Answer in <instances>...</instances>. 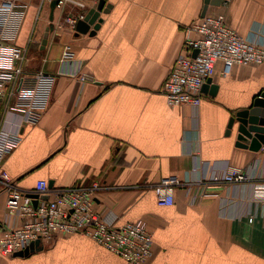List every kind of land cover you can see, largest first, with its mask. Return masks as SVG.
<instances>
[{
	"label": "crops",
	"instance_id": "1",
	"mask_svg": "<svg viewBox=\"0 0 264 264\" xmlns=\"http://www.w3.org/2000/svg\"><path fill=\"white\" fill-rule=\"evenodd\" d=\"M23 17L16 38L0 47V66L23 50L27 72L55 74L50 100L38 122L25 124L21 143L3 168L31 189L100 181L96 208L117 225L143 219L153 234V256L143 264H264V209L256 184L264 182V145L251 150L227 134L230 119L264 91V63L218 61L202 88L199 106H169L162 92L189 26L207 11L205 0H106L96 33L79 32L69 15L87 14L100 0H16ZM211 5L213 0L209 1ZM224 10L240 34L264 44V0H232ZM53 24L46 44V28ZM72 55L65 57L66 47ZM80 66L76 74L69 71ZM82 73L92 76L83 81ZM0 104V111L4 110ZM12 120L19 115H10ZM228 165L252 176L245 183L208 188L205 180ZM176 174L175 202L159 205L154 185ZM0 187V230L14 225ZM0 264H129L89 236H59Z\"/></svg>",
	"mask_w": 264,
	"mask_h": 264
},
{
	"label": "built area",
	"instance_id": "2",
	"mask_svg": "<svg viewBox=\"0 0 264 264\" xmlns=\"http://www.w3.org/2000/svg\"><path fill=\"white\" fill-rule=\"evenodd\" d=\"M51 1V0H42ZM69 0H58L63 7ZM232 0H221L220 4L206 3L208 9L189 26V35L177 56L162 92L169 106L201 104L203 85L212 78L218 61L223 63V73L228 74L235 65L264 63V44L257 43L240 34L227 21L224 10ZM86 14L69 15L67 23L77 26ZM23 11L16 0H0V47L16 38ZM65 57L72 55L66 47ZM15 60L0 66V187L7 194L6 210L16 216V223L0 230V253L15 256L31 248L35 241L45 246L59 236L80 233L91 237L108 250L121 256L129 264H143L153 256L154 238L143 219L117 225L107 221L96 208L97 192L104 187L100 181L91 185L74 184L54 187L47 179L37 180L31 189L19 185L3 168L4 158L23 139L25 124L38 122L50 100L55 74L37 70L31 75L24 67L23 50L12 49ZM80 71L78 65L69 73ZM83 81H92V76L82 73ZM19 119L12 120L10 115ZM252 176L244 168L228 165L223 174H213L207 179L200 196L216 195L208 188L248 182ZM182 183L176 175L162 178L154 185L159 205L175 202V188ZM256 195L262 199L264 209V182L256 184ZM47 196V198H45ZM37 201V203H35ZM36 246V245H34Z\"/></svg>",
	"mask_w": 264,
	"mask_h": 264
},
{
	"label": "water",
	"instance_id": "3",
	"mask_svg": "<svg viewBox=\"0 0 264 264\" xmlns=\"http://www.w3.org/2000/svg\"><path fill=\"white\" fill-rule=\"evenodd\" d=\"M210 0H205L209 3ZM221 0H213V3L220 4ZM58 0H51V15L50 19H54V10L57 7ZM109 4H106V0H100L97 8L90 9L83 19H80L77 23V30L79 32H88L91 25L93 29L89 31L91 35L95 34L100 27L102 18L100 17L101 11H107ZM207 8V5L205 6ZM54 26L51 23L47 28L44 35L43 43L46 44L47 37L50 30H53ZM210 81V79H208ZM233 131L236 133V144L243 147H249L251 150L258 151L264 145V91L257 96L252 105L249 108L240 110L234 115L228 124L227 134H231ZM47 198V196H45ZM37 203V201H35ZM34 245H40V240L35 241L31 248L26 249L23 252H19L18 256L28 255Z\"/></svg>",
	"mask_w": 264,
	"mask_h": 264
},
{
	"label": "bare ground",
	"instance_id": "4",
	"mask_svg": "<svg viewBox=\"0 0 264 264\" xmlns=\"http://www.w3.org/2000/svg\"><path fill=\"white\" fill-rule=\"evenodd\" d=\"M10 154H11V153H10ZM8 155H9V154H8ZM8 155H7V156H8ZM7 156H6V157H7ZM6 157H5V158H6ZM5 158H4V160H5ZM4 160H3V164H4ZM6 195H7V194H6Z\"/></svg>",
	"mask_w": 264,
	"mask_h": 264
}]
</instances>
